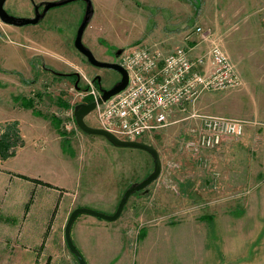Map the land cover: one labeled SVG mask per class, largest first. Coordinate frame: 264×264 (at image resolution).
<instances>
[{
	"label": "rangeland",
	"instance_id": "obj_1",
	"mask_svg": "<svg viewBox=\"0 0 264 264\" xmlns=\"http://www.w3.org/2000/svg\"><path fill=\"white\" fill-rule=\"evenodd\" d=\"M48 1L59 0H7L5 9L11 15L26 17L33 14L34 3ZM92 1L95 11L85 30L84 42L101 61L110 59L107 56L109 52H106L108 48L126 50L134 45L157 43L164 50H173L183 44L185 35L193 28L213 29L202 24L203 18L211 19L213 13L233 15L241 12L237 22H243L247 17L253 29L246 35L245 45L235 43L239 37L238 30L229 28L235 22L234 18L230 24L222 26V31L231 36L227 49L232 60L238 63L246 88L239 95L233 90L204 94L222 98L228 117L245 119L243 117L251 109L264 113V43L261 32H256L264 14V11L259 12L263 2L244 12L240 10L242 0ZM217 1L219 4L215 11L211 10ZM84 10L85 2L76 0L49 9L37 24L15 27L0 19V120L13 118L11 122L0 121V225L13 223L15 220L9 214L18 215L22 203L31 202L33 198L37 204L44 192H50L47 187H42L27 191V199L16 200L13 199L12 187L5 191L6 175L1 173V169L5 160L2 148L6 142L1 141L10 134L12 136V124L19 129L18 118L22 126L39 128L33 131V136L27 135L26 141L19 129L18 147L16 145L11 151L19 150L24 142L25 146L16 157L4 164V169L67 189L68 198L74 197L78 203L87 198L85 208L105 214L115 213L127 188L153 172L154 163L148 152L115 146L104 137L86 134L78 128L72 116L74 105L83 101L75 89L76 85L84 88L86 84L83 81L74 84V81L59 74L77 69L90 79L97 73L102 75L107 87L121 78L113 69L98 68L80 61L73 41ZM201 47L203 53L208 49L204 44ZM38 57L44 58L45 63L37 60ZM48 68L59 74L50 73ZM238 101L243 106L242 113L230 108ZM28 103H32L33 107ZM187 107L192 109L185 112ZM185 109H177L172 115V120L177 121L187 117L184 121L161 129L145 140L153 144L161 155L169 197L154 199L146 209H136L135 212L140 211L137 212L135 227L126 233L118 227L104 228L103 221L89 214H80L75 220L71 232L73 239L85 218H90L87 219V231L102 238V259L96 261L93 258V264H260L259 243L254 242L255 237L258 240L259 230L251 226L243 208L247 190L239 187L229 190L220 184L215 188L200 180L201 172L206 171L209 165L203 166L195 158H209L214 149L204 148L196 154L185 148V142L190 144L195 141L202 125L201 119L192 115L204 114L200 113L202 110L197 111L196 104ZM86 122L96 126L91 115ZM246 127L249 126H244V130ZM52 135L65 147L64 157L57 151L59 140H54ZM189 159L194 161L190 165L193 168H182V162L184 164ZM182 171L192 173L194 180L184 178L175 181ZM21 180L29 183L23 178ZM113 190L119 195L114 208L97 201ZM108 200L109 197L104 200L105 203ZM133 200L131 198L125 210ZM13 204L17 207L11 208L8 213L6 206ZM122 222L120 219L109 224ZM3 238L4 231L0 227V262L4 254Z\"/></svg>",
	"mask_w": 264,
	"mask_h": 264
},
{
	"label": "crops",
	"instance_id": "obj_2",
	"mask_svg": "<svg viewBox=\"0 0 264 264\" xmlns=\"http://www.w3.org/2000/svg\"><path fill=\"white\" fill-rule=\"evenodd\" d=\"M261 2L264 3V0H242L240 10L245 12L253 6L259 5ZM217 4H219V1L213 3L211 10L215 11L214 9ZM260 11H264V6L259 9V12ZM240 13L241 12H238L233 15L219 13L214 15L213 13L211 19L203 18L202 20L203 25L212 26L215 35L222 39L223 46L231 60L232 56L227 49V41L231 36H228V32L222 31V26L230 24L232 19H235V22L233 24L231 23L229 28L238 30L239 37L235 40V43L239 46L245 45L246 40L248 39V36L246 35L253 31L250 23L246 20L247 17H244L243 22H237ZM256 32H261V37L264 43V14L260 19V28L259 30H256ZM166 50L169 51L168 49ZM201 51H203L202 47L196 49L194 54L200 53ZM233 63L239 70L238 63H235L234 61ZM244 83L243 88L233 90L238 91L235 92L237 95L246 88L245 80ZM235 93L232 94V96H234ZM214 96L215 95L210 96L206 94L201 96L196 102L197 111L199 112L202 110L200 113L208 115L226 116L227 106H225L224 100ZM242 107V104L238 101L235 102L234 107L230 108H236L238 112H241L243 111ZM189 109L192 108H188L184 111L187 112ZM179 110L183 111L181 109ZM238 116H241V114H238ZM232 118L239 119L238 117ZM243 118L245 119L240 120H245L247 123L245 126L249 127L245 128L241 136L226 137L221 145L213 148L214 151H212L213 153L209 158L198 156L195 159L203 164V166L206 164L207 166L209 165V168L206 171L204 170L201 172V175L199 174L200 180L206 185L216 188L217 185L220 184L223 188L229 190L237 187L247 190L243 198V208L245 216L249 219L251 226L254 225L255 229L259 230L258 240L257 237H255L254 242L256 243L258 241L259 243L260 264H264V113L257 109H251ZM185 119L182 118L178 122H182ZM4 120L5 121H0L11 122L13 118L9 117L8 120ZM18 120L21 135L26 141L27 135L32 134L33 136V131L38 129L39 126H22L20 118H18ZM167 128L168 127H166V129ZM52 137L54 140H59L53 135ZM59 142L60 146L57 151H60V154L64 157L66 153L64 151L65 147L62 146L60 140ZM24 146L25 142L23 146L16 151L15 155L3 160L1 173L6 175L7 183L5 185V191L8 192L10 187H12L13 199L16 200H25V198H28L27 191H36L38 188L42 187H47L50 192H44L37 204L33 202V198L30 199L31 202L28 200L25 204L22 203L24 206L22 204L19 206L18 215H13L9 211L11 208L15 209L18 203L17 205L13 204L12 206H6L8 213H10L9 215H11L15 221L13 223H4L3 225H0L2 231H4V238L2 240V243L4 244L2 252L4 251V254H2L1 258L3 261H1L0 264H79L77 258L71 253V251L69 250L73 256H70L71 254L68 252L69 247L65 238V228L72 211L77 207L87 206V198L83 202L78 203L74 197L68 198L69 194L67 189L49 184L48 182L37 178L17 174L4 169V164L7 163L9 159L16 157ZM193 163L194 161L191 162L190 159L185 161L184 164L182 162V168L186 167L185 169L187 170L192 169L193 167L190 165H193ZM178 165V168H180V164ZM192 177V173L187 171L185 173L182 171V175L176 176L175 181L184 178L194 180ZM21 178L29 183L25 184ZM167 185L168 181L162 173L159 179L149 186L148 192L140 191L132 195L129 201L132 198L134 199L133 203L129 204L130 207L128 206L126 210L124 208L125 211H123L121 217L118 219L123 221L122 224H109L114 222H108L100 218L98 219L104 222V228L110 229L112 227H118L124 229V233H126L128 230L135 227L138 211L146 209L149 203L154 201V199L161 197L166 199L169 197V188ZM108 197L109 200L105 203L104 200ZM118 198V192L113 190L107 195V197L97 199V201L102 205L107 204V207L112 209L115 207ZM101 200H103V202ZM89 203L91 202L89 201ZM2 206L5 208L4 203ZM136 209L140 210L135 212ZM87 219L90 218H85L83 220L73 241L87 260L88 264H93V258H95L96 261L102 259L100 254V250H103L102 238L99 236H93L92 233L87 231ZM93 241L95 243L94 246H92Z\"/></svg>",
	"mask_w": 264,
	"mask_h": 264
},
{
	"label": "built area",
	"instance_id": "obj_3",
	"mask_svg": "<svg viewBox=\"0 0 264 264\" xmlns=\"http://www.w3.org/2000/svg\"><path fill=\"white\" fill-rule=\"evenodd\" d=\"M203 44L207 51L194 54ZM119 64L128 71V86L103 104H98L102 93L91 78L84 76L86 89H75L83 101L97 102L88 115L96 122L94 127L122 140L146 142L159 130L177 123L172 120L174 112L194 106L204 93L238 90L245 84L222 39L202 26L188 32L183 44L173 50H164L157 43L134 45L124 51ZM192 116L200 118L202 125L195 141L184 146L196 154L218 147L226 137L241 136L246 124L245 120L220 115Z\"/></svg>",
	"mask_w": 264,
	"mask_h": 264
},
{
	"label": "water",
	"instance_id": "obj_4",
	"mask_svg": "<svg viewBox=\"0 0 264 264\" xmlns=\"http://www.w3.org/2000/svg\"><path fill=\"white\" fill-rule=\"evenodd\" d=\"M6 1L7 0H0V19L1 21L8 25H14L17 27H21V26H25L29 24H37L43 19V17L46 15L49 9L53 7L61 6V5H64L66 3L76 1V0L48 1V2H41L39 4H36L37 15L34 18L18 17V16L11 15L5 9ZM83 1L86 3L87 7H86V12L83 17V20L77 30V35L75 39V47L87 57V60L93 66L98 67V68L113 69L121 75L120 80L110 89L103 88L100 85V91L102 95L98 100V104H103L104 102L112 98L113 96L121 93L122 91L126 89L129 83V74H128V71L117 62H107V61H101L97 59L94 53L92 52V50L88 46H85V44L83 43V35L95 11L92 0H83ZM40 5H44V10L42 13H39ZM96 80L100 84L101 76H96L93 79V81H96ZM96 107H97V102L79 103L75 106L74 117H75L78 128L86 134L104 137L105 139H107L109 142H111L115 146L138 148V149L145 150L146 152L150 154V156L153 159L154 169H153V172L148 177H146L144 180L133 183L129 188H127V190L124 192L118 204V207L115 213L105 214V213H102V212H99L93 209L85 208V207H79L72 211V213L70 214L68 218L67 224H66L65 238H66V242L69 247V250L77 258L79 264H88V263L85 260L84 256L82 255V253L80 252V250L78 249V247L75 245L73 238H72V233H71L72 227L77 217L80 214H89L91 216L106 220L108 222L117 221L121 217L124 211V208L127 202L129 201L130 197L140 191L148 192L149 186L153 182H155L157 179H159V177L162 174L161 155L158 149L153 144L146 143V142H140V141L122 140L118 138L117 136H115L114 134L110 133L109 131L91 126L86 122V118L88 117L89 114H91L95 110Z\"/></svg>",
	"mask_w": 264,
	"mask_h": 264
},
{
	"label": "flooded vegetation",
	"instance_id": "obj_5",
	"mask_svg": "<svg viewBox=\"0 0 264 264\" xmlns=\"http://www.w3.org/2000/svg\"><path fill=\"white\" fill-rule=\"evenodd\" d=\"M36 4H39V3H34L33 4V14L32 15H28V16H26L27 18H34L36 15H37V13H36ZM86 7H87V5H86V3H85V10H84V15H85V12H86ZM43 10H44V5H40L39 6V13H42L43 12ZM8 25V24H7ZM12 26H14V25H12ZM15 27H17V26H15ZM79 28V27H78ZM76 35H77V33H76ZM75 39H76V37H75ZM75 39H74V41H73V47H74V49L76 50V52L78 53V55L80 56L79 58H80V61H82V62H84V63H89V61L87 60V57L83 54V53H81L76 47H75ZM83 43L85 44V42H84V35H83ZM85 46H87V44H85ZM124 49L123 48H118V47H115V48H108L107 49V51L106 52H109V54L107 55V53H106V55L109 57L110 56V59H107V60H102V61H107V62H118L119 63V61H120V58H121V56L123 55V53H124ZM95 55V54H94ZM40 59V62H42V64L43 63H45V61H44V58H42V57H38L37 58V60H39ZM43 66H45V65H43ZM50 66H52L51 64H50ZM46 68V67H45ZM48 71L50 72V73H52V72H54V73H56L55 72V70L54 69H50V68H48ZM56 74H59V73H56ZM59 75H63L64 77H66V78H68V79H71L72 81H74V84L76 83V84H79L80 82H84V76L85 77H87L85 74H82L79 70H74L73 72H70V73H66V74H59ZM54 76H58V75H54ZM96 76H101V82H100V84H99V82L96 80V81H94V83L98 86V88L100 89V85L103 87V88H106V89H110L111 87H113L114 85H112V86H110V87H107V86H105L104 85V83H103V77H102V75H99V74H97V73H95V74H93V76H92V80L96 77ZM58 77H61V76H58ZM76 87H77V89H82L79 85H76ZM85 89L87 88V85L84 87ZM82 103H87V99L85 100V101H82Z\"/></svg>",
	"mask_w": 264,
	"mask_h": 264
},
{
	"label": "trees",
	"instance_id": "obj_6",
	"mask_svg": "<svg viewBox=\"0 0 264 264\" xmlns=\"http://www.w3.org/2000/svg\"><path fill=\"white\" fill-rule=\"evenodd\" d=\"M32 103H28V105L33 107L34 103L33 104ZM12 125L13 126H10V127H12L13 131L9 130V132H11V131L13 132L12 136L10 137V135H11L10 134L9 137L6 136L3 138V141H1V142H6V144H4V147L2 148V153L4 154V156H3L4 159H7V158L15 155L16 151H11V148H13L17 145L16 140H17V142H19V140H20L18 126H14V124H12ZM17 147H18V145H17Z\"/></svg>",
	"mask_w": 264,
	"mask_h": 264
}]
</instances>
